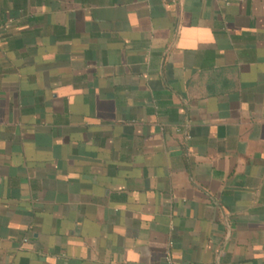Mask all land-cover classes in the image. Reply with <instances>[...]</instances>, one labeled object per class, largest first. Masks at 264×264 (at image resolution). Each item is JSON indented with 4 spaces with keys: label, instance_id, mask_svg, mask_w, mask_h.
<instances>
[{
    "label": "crops",
    "instance_id": "1",
    "mask_svg": "<svg viewBox=\"0 0 264 264\" xmlns=\"http://www.w3.org/2000/svg\"><path fill=\"white\" fill-rule=\"evenodd\" d=\"M169 259L264 264V0H0V264Z\"/></svg>",
    "mask_w": 264,
    "mask_h": 264
},
{
    "label": "built area",
    "instance_id": "2",
    "mask_svg": "<svg viewBox=\"0 0 264 264\" xmlns=\"http://www.w3.org/2000/svg\"><path fill=\"white\" fill-rule=\"evenodd\" d=\"M25 241H27V240H25ZM168 264H177V263L174 260L169 259Z\"/></svg>",
    "mask_w": 264,
    "mask_h": 264
}]
</instances>
